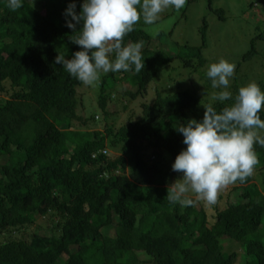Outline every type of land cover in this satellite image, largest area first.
Wrapping results in <instances>:
<instances>
[{
    "label": "trees",
    "instance_id": "obj_1",
    "mask_svg": "<svg viewBox=\"0 0 264 264\" xmlns=\"http://www.w3.org/2000/svg\"><path fill=\"white\" fill-rule=\"evenodd\" d=\"M191 1L199 0L185 5ZM206 1L208 14L226 19ZM72 2L24 0L13 11L0 0V264H264V147L254 146L260 185L253 177L228 185L214 205L200 200L180 207L166 199L167 187L181 178L171 166L186 147L175 127L204 116L197 91L202 85L205 107L219 111L234 103L239 89L234 76L233 98L219 102L208 77L201 75L200 89L191 91L180 89L181 76L172 77L177 70L195 77L207 63L208 22L200 26V46L185 43L175 52L163 31L153 36L141 19L124 43L144 41V70L104 74L97 108H85L82 83L55 62L58 54L70 59L81 50L65 23ZM75 2L79 13L83 0ZM244 4L264 10V0ZM261 41L263 31L251 37L235 73L241 63L256 66L254 82L264 89ZM166 69L171 73L163 80ZM123 76L138 88L131 98H144L151 88L155 98L142 103L139 120L115 128L108 124L113 111L106 91L121 92L112 83ZM156 77L176 86L163 93ZM260 115L264 119V109ZM109 227L113 234L105 235Z\"/></svg>",
    "mask_w": 264,
    "mask_h": 264
},
{
    "label": "clouds",
    "instance_id": "obj_2",
    "mask_svg": "<svg viewBox=\"0 0 264 264\" xmlns=\"http://www.w3.org/2000/svg\"><path fill=\"white\" fill-rule=\"evenodd\" d=\"M187 0H83L77 13L75 0L65 9L66 27L74 35L71 40L81 50L71 58L58 54L57 64L76 80L94 86L104 73L144 70L143 40L125 44L124 38L143 20L152 24L168 9L180 10ZM24 0H7L16 11ZM81 27L77 30V26ZM236 64L226 58L211 63L207 77L217 91L213 99L219 102L233 98L229 90ZM205 108L202 120L190 119L175 130L183 135L186 145L176 156L172 170L181 174L167 187L166 199L172 205L192 207L203 200L208 205L217 202L228 185L244 183L253 175L259 163L255 145L264 147V89L250 82L238 89L234 103L219 111L212 105Z\"/></svg>",
    "mask_w": 264,
    "mask_h": 264
},
{
    "label": "rangeland",
    "instance_id": "obj_3",
    "mask_svg": "<svg viewBox=\"0 0 264 264\" xmlns=\"http://www.w3.org/2000/svg\"><path fill=\"white\" fill-rule=\"evenodd\" d=\"M211 2L215 9L219 8L225 11V20H220L215 15H211L210 13L209 15L207 11V1L199 0L196 2H189L182 8V10H166L162 14V18L152 24H145L143 22L144 28L153 36H157L159 32L163 31L165 34L163 37L164 42L173 43L174 46L171 49L175 52L179 50L176 48L185 43L190 46H200V26L203 19L208 22L207 46L204 50L207 63L203 67L204 69L202 68L197 71L194 75L195 77L191 76V78L189 77L187 71L182 72L177 70L179 74H172V77L174 76L176 79L181 76V78H179V81L181 82L180 89L184 91L188 88L189 90H193L194 88L196 90L200 89L197 85L203 84L205 78H207L206 73H202V70L207 72L209 65L211 63L218 62L220 58H226L229 62L234 63L237 66L241 54L247 50L246 48L251 37H253L254 34L257 35L259 31L264 32V14L262 13L264 10H261L258 7L257 8L259 10L247 9V6L244 3H247L248 0H211ZM157 45L158 43L156 42L151 43L152 47ZM263 45L264 42L261 41V46ZM174 47H176L175 50ZM174 66H176V63ZM168 67L170 68L171 66ZM168 67L167 69H169ZM167 69L162 71L159 75L160 78H163V80H165L166 77L169 76L168 74L171 73ZM258 73L259 69L256 66L241 63V69L234 75L239 78V88L253 82L258 76ZM103 75L104 73L101 74V78ZM201 75L204 76V80L199 81L198 78H200ZM110 81L111 79H107V83ZM232 81L235 82L233 78ZM112 84L115 86L120 84L121 90L127 94L123 95L121 93L122 91L118 92L114 88L106 91L107 96L108 93L110 95V100L107 99V107L113 111L111 118L108 120V124L113 125L115 128H119L121 125H124V123L127 124L130 121L139 120L142 116V103H148L155 98V96L152 95L154 92L152 88L148 91V96L146 95L144 98L139 95H137L135 99L131 98L129 94L135 95L138 88L125 76L118 81H113ZM173 84L175 85V83H167L166 81H163L161 84L158 77H156L154 86H157L159 91L165 93L169 91L170 86L172 87ZM161 86L166 87L163 88ZM79 88L81 90V92L79 91V94L83 100L85 108H91L93 105L97 108L99 97V88L97 87V83L94 86L82 84ZM197 93L198 95L201 93L203 110L207 95L203 92L202 85L201 91H197ZM97 115L99 116L98 120L101 121L100 114ZM250 177H253V181L260 185L261 178L257 172H253V175ZM230 199L234 202L236 200V195L231 194ZM203 202L206 203L205 201ZM35 218L36 220H40L39 224L44 223V220L39 215H35ZM30 231H34L33 227L29 228L28 232ZM107 231L109 232V235L113 234L112 227L102 230L105 235H107ZM13 236L19 237L18 233ZM134 257L140 261L145 259V256L142 254L134 255Z\"/></svg>",
    "mask_w": 264,
    "mask_h": 264
}]
</instances>
